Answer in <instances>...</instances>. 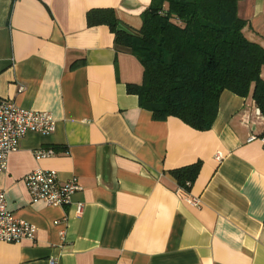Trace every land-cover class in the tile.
<instances>
[{"label": "crops", "instance_id": "1", "mask_svg": "<svg viewBox=\"0 0 264 264\" xmlns=\"http://www.w3.org/2000/svg\"><path fill=\"white\" fill-rule=\"evenodd\" d=\"M236 2L245 37L264 46V0ZM150 3L0 0V97L55 121L50 134L27 132L0 172L7 209L36 227L33 240L0 241V264H264V116L252 86L223 90L208 130L154 119L127 92L142 83L138 59L86 22L110 8L138 30ZM38 147L55 155L36 159ZM193 164L184 189L172 171ZM39 168L76 178L70 204L30 200L23 178Z\"/></svg>", "mask_w": 264, "mask_h": 264}, {"label": "trees", "instance_id": "2", "mask_svg": "<svg viewBox=\"0 0 264 264\" xmlns=\"http://www.w3.org/2000/svg\"><path fill=\"white\" fill-rule=\"evenodd\" d=\"M236 0H151L141 13V27L125 26L110 8L86 13L88 26L105 24L114 42L143 67L140 85H127L153 118H179L197 130L210 129L219 95L229 90L252 99L264 116V46L245 37L246 22ZM119 25L124 29H120ZM198 164L172 171L188 189Z\"/></svg>", "mask_w": 264, "mask_h": 264}, {"label": "built area", "instance_id": "3", "mask_svg": "<svg viewBox=\"0 0 264 264\" xmlns=\"http://www.w3.org/2000/svg\"><path fill=\"white\" fill-rule=\"evenodd\" d=\"M54 128L55 121L51 113L25 109L0 97V172L5 171L9 154L17 149L19 140L27 132L47 135ZM33 155L36 159L46 158L54 156L55 151L52 148L38 147L33 150ZM215 158L220 160L221 153L218 152ZM23 181L31 201L43 200L48 205H68L72 195L81 189L75 177L60 181L58 172L53 169L31 170L24 175ZM190 202L195 203L196 200L190 199ZM82 209V204L77 203V214H81ZM35 232L33 224L16 218L7 209L4 190L0 188V241L16 243L24 239L33 240ZM49 264L58 263L51 258Z\"/></svg>", "mask_w": 264, "mask_h": 264}, {"label": "water", "instance_id": "4", "mask_svg": "<svg viewBox=\"0 0 264 264\" xmlns=\"http://www.w3.org/2000/svg\"><path fill=\"white\" fill-rule=\"evenodd\" d=\"M119 28H120V29H124V27H123V26H121V25H119Z\"/></svg>", "mask_w": 264, "mask_h": 264}]
</instances>
